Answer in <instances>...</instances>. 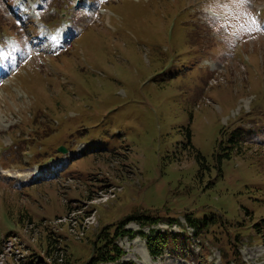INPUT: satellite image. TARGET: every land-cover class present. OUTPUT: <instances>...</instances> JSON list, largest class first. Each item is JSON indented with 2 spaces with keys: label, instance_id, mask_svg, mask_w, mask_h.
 Wrapping results in <instances>:
<instances>
[{
  "label": "rangeland",
  "instance_id": "1",
  "mask_svg": "<svg viewBox=\"0 0 264 264\" xmlns=\"http://www.w3.org/2000/svg\"><path fill=\"white\" fill-rule=\"evenodd\" d=\"M5 3L0 20L12 32L5 33L18 35L0 47V249L8 252L0 264H59L67 256L78 264L74 257H91L103 227L114 232L141 208L180 217L154 226L175 239L154 257L141 236L121 237L125 261L237 264L229 253L230 262L222 258L232 248L245 263L264 264V240L245 216V208L256 219L264 214V0H48L67 5L73 33L52 51L51 40L31 36L34 20L26 35ZM48 8L41 22L55 31L63 19ZM227 121L244 131L242 153L224 159L223 176L208 187L185 148L188 128L213 164ZM5 172L14 176L2 179ZM187 210L218 213L242 225H228L241 235L227 242L214 226L215 234L197 237ZM48 240L64 250L49 251Z\"/></svg>",
  "mask_w": 264,
  "mask_h": 264
},
{
  "label": "trees",
  "instance_id": "2",
  "mask_svg": "<svg viewBox=\"0 0 264 264\" xmlns=\"http://www.w3.org/2000/svg\"><path fill=\"white\" fill-rule=\"evenodd\" d=\"M5 24L2 20H0V34L2 36V33L9 32L10 26ZM197 33V31H195ZM262 104H258V107H254V109H251V113L248 114V116H255L258 114V112L261 111ZM261 107V108H260ZM254 111V112H253ZM253 112V113H252ZM243 129L241 126H234L230 123L228 125H224L222 129L220 130V136L217 140L213 157L215 162L212 164L207 157L201 152L199 148L195 146L192 140V133L190 129L188 128L187 132V142L185 143V148L190 149L191 155L193 154L195 156V159L199 163V169L197 173V178L200 180L201 183L207 182V186L213 185L215 183L216 178L223 176V170H222V163L224 159H231L234 155H241L242 153V147H241V138L243 136ZM213 168L217 169V175L214 177L212 175ZM264 168V167H263ZM263 180V178H261ZM263 182H258V184L255 186L256 188L259 187V184ZM264 189V188H263ZM264 202V200H260L258 202V205ZM258 207V206H257ZM254 210V209H252ZM156 211V210H154ZM245 216H249L250 219H252V229L255 231L253 232L252 236H257L260 239L264 240V214L260 216V218L256 219L248 208H245ZM259 211V210H258ZM257 211V212H258ZM152 209H135L130 214L126 215L124 218H122L117 224L114 232L110 231V225H107L101 229V231L98 233L95 242L93 243V254L91 257L87 260L78 259L77 257H74L72 253H70V256L73 258H76L75 260H78V264H103V263H112V264H136L134 261H125L122 259L124 255V250L118 245L117 241L121 237L128 236L129 238H135L137 235L142 236L146 240L147 248L150 254L154 257L160 256L165 249L167 248V242L168 238L175 239L173 235H171L167 231H161L160 229L156 230L154 229V226H156L159 222L167 221L171 224L180 222V217L178 216H170V214L167 215L165 219H161L158 217V215H155L152 213ZM182 216L185 217L187 226H190L194 229L195 235L202 236L203 238L207 237L210 233H214L212 228L215 226L216 228L219 227L222 232L227 234L226 241L234 242L235 239H237L241 234L234 235L231 231L228 229V225H235L233 222H229L227 219H224L223 216H221L218 213H215L213 211H206L204 213H196L192 210H187ZM136 222L140 225L141 229L139 230H133L127 228V224L130 222ZM246 220L243 222H239L241 224L245 223ZM149 227L150 232L147 233L143 231L144 227ZM237 225L236 228L238 229ZM185 233H182L183 241L190 243V239L188 236V232L186 227ZM171 235V236H170ZM48 239V236L46 237ZM47 241V240H46ZM236 244V248L238 249V244ZM189 246V245H188ZM47 248L48 250H57L62 251L64 248H58L57 246L54 247V243L50 240L47 242ZM55 248V249H54ZM227 252H223L222 258L225 263H228L231 261V259L227 256V254H231L232 260L236 262L237 264H246L244 260L241 258L240 254L236 255V252L233 251V249L229 248L226 250ZM64 256V255H63ZM64 261H61L59 264H75L72 262L71 259L67 257H62Z\"/></svg>",
  "mask_w": 264,
  "mask_h": 264
},
{
  "label": "bare ground",
  "instance_id": "3",
  "mask_svg": "<svg viewBox=\"0 0 264 264\" xmlns=\"http://www.w3.org/2000/svg\"><path fill=\"white\" fill-rule=\"evenodd\" d=\"M5 175H7V176H14L13 174H11V173H9V172H5Z\"/></svg>",
  "mask_w": 264,
  "mask_h": 264
},
{
  "label": "water",
  "instance_id": "4",
  "mask_svg": "<svg viewBox=\"0 0 264 264\" xmlns=\"http://www.w3.org/2000/svg\"><path fill=\"white\" fill-rule=\"evenodd\" d=\"M60 149H61V150H65V148H64V147H61Z\"/></svg>",
  "mask_w": 264,
  "mask_h": 264
}]
</instances>
